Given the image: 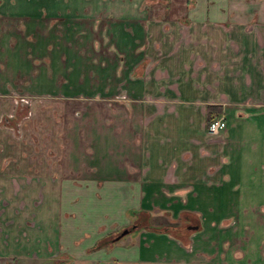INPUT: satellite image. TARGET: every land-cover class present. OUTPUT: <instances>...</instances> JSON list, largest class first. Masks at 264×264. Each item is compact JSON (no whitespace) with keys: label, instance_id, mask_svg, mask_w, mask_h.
Instances as JSON below:
<instances>
[{"label":"crops","instance_id":"obj_1","mask_svg":"<svg viewBox=\"0 0 264 264\" xmlns=\"http://www.w3.org/2000/svg\"><path fill=\"white\" fill-rule=\"evenodd\" d=\"M6 1L8 5L1 8L7 9V14L27 15V22L37 20L40 28L29 44L30 54L48 57L51 75L41 63L31 77L37 84L51 87L39 91L76 92L72 84L82 59L75 48L76 31L83 28L84 39L89 38L88 27L81 23L95 20L93 15L101 4L96 6L91 0ZM107 1L117 3V16L107 25L111 41L119 48L134 46V37L143 39L148 25L156 31L162 29L168 41L161 45L170 47L171 39L179 36L175 32L187 27L182 29L191 32L187 39L179 36L176 40L177 66L171 76L181 83H190L192 78L201 81L193 90L200 98L213 103H220L216 100L220 95L228 99L223 107L224 141H207L204 107L197 109L194 118V106L187 103L193 100L185 98L179 105L185 110L183 115L167 114L154 126L144 128L141 136L138 117L121 119L119 125L104 123L99 127L101 144L94 168L67 167L66 171L59 163L46 167L24 143L17 150L8 134H3L0 171L30 176L24 184L31 193L30 201L41 186L33 175H41L43 170L46 175L92 173L101 179L82 177L68 182L65 192L61 189L34 206L36 222L32 227L22 220L18 237H14L18 232H12L13 228L3 236L0 264L34 260L55 264L51 259H57L56 264H264V0H183L185 12L179 13L188 22H176L181 18L172 16L174 21L167 22L165 28L150 24L148 10L139 7L146 0L102 2ZM119 4H124L120 10ZM76 15H82L83 20ZM49 17L60 20L57 31L45 24ZM141 20H146L144 25ZM32 26H26V31H32ZM8 40L7 33L0 37L1 57L17 63L14 68L18 71H28L30 56L24 45L28 40L20 34L12 46ZM195 59L201 64L191 76L186 63ZM56 70L64 78L60 86H55ZM209 77L212 79L207 82ZM249 100L250 106L244 110L250 112V118L237 117L236 103ZM1 132L5 129L0 128ZM68 157L77 158L75 152ZM60 183L57 180L58 189ZM95 189L100 191L99 197L93 195ZM155 207L169 210L173 217L184 210L195 211L201 225L189 235L188 245L182 243L185 231L176 226L178 222H154ZM142 210L151 211L150 224L169 231L137 227L127 231H135L128 240L113 236L108 241L110 234L134 224L133 220L140 222ZM141 219L147 220V216Z\"/></svg>","mask_w":264,"mask_h":264},{"label":"rangeland","instance_id":"obj_2","mask_svg":"<svg viewBox=\"0 0 264 264\" xmlns=\"http://www.w3.org/2000/svg\"><path fill=\"white\" fill-rule=\"evenodd\" d=\"M102 1L91 0L94 5L96 3V6L101 4L96 11L98 13L93 15L96 16V19L81 23L88 27L89 38L84 39L85 30L83 28L76 31L75 36L78 44H75V48L77 54L82 57L80 68L77 70V75L72 84L74 89H77L74 93L64 94L51 90L49 92L39 91L41 87L51 86L39 85L31 77L38 71V66L41 63L46 67L45 72L51 75V65L48 63V57H36L30 54L29 44L34 42V33L37 29H40L36 25L37 20L31 22L34 26H32V31H26V26H31L30 22H27L29 16L7 14L6 12L9 11L1 7L6 5L8 1L0 0V37L7 33L9 38L7 43L12 46L16 42L17 35L20 34L28 40V44L24 45L26 46V55L30 56L28 57L29 70L18 71L17 68H14L17 67V63L5 62V58L0 55V128L5 129L4 133H0V137L4 139V135L7 133L8 141L14 144L17 150L20 149L21 143H24V148L31 150L33 152L32 156L36 155L37 159L41 160L46 167V164L56 163H59L66 171L68 170L67 167H73L74 169L79 166V169H82V167H96L94 163L98 159L94 158L99 155V148H97L100 143L99 127L104 123L111 125L118 123L119 125L121 119L131 120L138 117L141 136L144 128L147 129L150 125L154 126L165 115H183L185 110H181V106H179L184 103L183 98H185V101L186 99L193 100L187 103L194 106V109L191 110L194 118H196L199 107L205 108V105L213 103V101H210L211 99L200 98L193 92V90H197L198 83L202 84L201 81L192 78L190 83H181L171 76L175 74L174 68L177 66V61L174 59L177 56L174 55V51L178 52L179 50L175 46L177 44L176 40L179 36L181 39H187V34H191V32L187 33L182 30L187 28L185 25L179 32H175L179 36H174L171 39L170 47L164 48L161 45V42L168 41V37L163 36L162 29L156 31L154 27L148 25V28L144 26L146 31L143 39L138 36L134 37V46L119 48L111 41L107 25L108 21L117 16V10L114 8L117 3ZM123 5L119 4L118 10L124 7ZM89 6L87 5V9ZM139 7H142L144 11L148 10L149 19L152 22L150 24H159L160 26L163 24V28L167 27V22L174 21L171 19L172 16L175 19L183 17V14L180 13H184L186 8L183 6V0H150L149 3L146 0ZM76 17L78 20L84 18L82 15H76ZM187 20L181 18V21H175L186 23ZM145 21L141 20V24L144 25ZM44 22L47 26L53 25L56 31L60 24L58 17L45 18ZM127 28L130 30L129 27ZM0 48L3 49V46H0ZM167 49L168 53L166 52ZM200 64L198 59L186 63L189 66L188 72L191 71V76L196 73L195 69ZM55 72L57 74L55 86H60V83L64 80L63 75L58 73L57 70ZM211 79L210 77L205 78L207 82ZM44 84L46 85V81L43 82ZM220 96L219 99H216L220 103H213L218 104L220 107L217 115L213 118L220 116L224 119L226 113L223 107L228 99L224 95ZM250 103L251 100L247 103L244 101L236 103V116L250 118V112L244 110L245 107L250 106ZM255 118L259 120L258 117ZM205 130L208 142L217 144L224 141V129L216 134L208 133ZM69 143L72 144V151L75 152L77 158L70 159L68 157L73 154L68 150ZM110 156L114 157V154L110 153ZM106 157V160H108V155ZM103 160H105V152ZM44 172L45 170L41 175H33L34 178H39L41 186L33 192L34 198L30 201L28 196L31 193L24 189V184L30 176L6 175L0 171V244L4 242L3 236L12 230V232H18L14 233V237L19 236V232L22 231V227H20L22 220H27V225L32 227L36 222L34 220L36 216L34 206H38L41 201L45 202L48 198H52L53 194L61 189L62 192H65L68 182H78L77 179L82 177L101 179V176L92 173L84 175L61 171L60 173L54 172L46 175ZM57 180L61 182L59 189L56 187ZM97 182L99 181L97 180ZM100 194L97 189L93 191L94 196L99 197ZM164 209L155 207V211L152 210L156 216L154 222L169 223L173 220L176 223L178 222L176 226L185 231L183 237L187 238L182 243L188 245L189 235L201 225L200 217L195 216V211L190 210H184L178 213L179 217L178 215L173 217L169 210ZM150 212L142 210L141 218L146 215L147 220L141 218L140 222L133 220V227H131L132 224L125 227L129 230L148 225ZM188 225H196L197 227L191 229L187 227ZM10 228L13 229L10 230ZM121 229L110 234L107 237L108 241L118 234ZM134 232L131 230L123 234L120 240H128ZM51 261L56 264L57 259H51ZM28 264L44 263L34 260L28 262Z\"/></svg>","mask_w":264,"mask_h":264},{"label":"trees","instance_id":"obj_3","mask_svg":"<svg viewBox=\"0 0 264 264\" xmlns=\"http://www.w3.org/2000/svg\"><path fill=\"white\" fill-rule=\"evenodd\" d=\"M219 106H218V104H213V103H211V104H207V105H205V108H204V112H205V126L209 123V121L211 120V119H213V117H215L216 115H217V113H218V111H219ZM141 227H143V226H140L139 228H141ZM144 227H152V228H154V229H160V230H163V229H165V230H163V231H169L168 229H166L165 227H163V226H154V225H152V224H148V225H146V226H144ZM159 230V231H160ZM172 233V232H171ZM173 234V233H172ZM174 235V234H173ZM181 240H182V242L183 241H186L187 240V238H185V237H181Z\"/></svg>","mask_w":264,"mask_h":264},{"label":"built area","instance_id":"obj_4","mask_svg":"<svg viewBox=\"0 0 264 264\" xmlns=\"http://www.w3.org/2000/svg\"><path fill=\"white\" fill-rule=\"evenodd\" d=\"M225 127V121L222 117H216L209 121L206 126V131L211 134H216Z\"/></svg>","mask_w":264,"mask_h":264},{"label":"water","instance_id":"obj_5","mask_svg":"<svg viewBox=\"0 0 264 264\" xmlns=\"http://www.w3.org/2000/svg\"><path fill=\"white\" fill-rule=\"evenodd\" d=\"M131 227H133V224L131 225ZM188 228H191V229H195L197 226L196 225H188L187 226ZM128 231V228H122L118 234H116L113 239H117L118 237L122 236L123 234H125L126 232Z\"/></svg>","mask_w":264,"mask_h":264}]
</instances>
